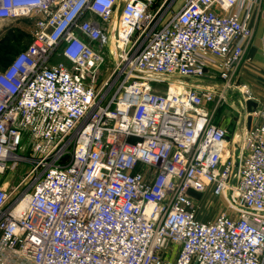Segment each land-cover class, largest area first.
Masks as SVG:
<instances>
[{"label": "built area", "instance_id": "obj_1", "mask_svg": "<svg viewBox=\"0 0 264 264\" xmlns=\"http://www.w3.org/2000/svg\"><path fill=\"white\" fill-rule=\"evenodd\" d=\"M257 2L0 0L34 19L0 72V178L31 181L0 182V264H264V103L245 91L236 145L190 83L230 87ZM197 193L230 207L201 219Z\"/></svg>", "mask_w": 264, "mask_h": 264}, {"label": "rangeland", "instance_id": "obj_2", "mask_svg": "<svg viewBox=\"0 0 264 264\" xmlns=\"http://www.w3.org/2000/svg\"><path fill=\"white\" fill-rule=\"evenodd\" d=\"M33 18H19L10 22L0 23V72L9 64L12 57L25 49L32 42ZM264 26V9L262 0H258L254 18V34L247 47L237 73L231 80V85L226 89L224 81L215 73H208L205 77L193 80L190 83L202 89H210L216 93V98L209 103L208 108L212 113V121L229 130V138L236 145L242 141L246 116L242 114L247 91L253 100H259L261 87L254 85L260 77L263 61L261 35ZM252 50H251V49ZM251 50V52L249 51ZM59 58H57L58 60ZM112 65V56L106 55V62L97 76L101 78L107 68ZM259 81V80H258ZM257 88V90H254ZM262 89V88H261ZM224 91V97H219ZM27 140L24 139V145ZM25 153L29 155L31 148L27 147ZM30 164H19L17 167L8 165L0 178L11 192L18 193L26 188L30 178H27ZM198 199V216L201 219H213L215 216L230 207L226 197H214L210 193L195 194Z\"/></svg>", "mask_w": 264, "mask_h": 264}, {"label": "crops", "instance_id": "obj_3", "mask_svg": "<svg viewBox=\"0 0 264 264\" xmlns=\"http://www.w3.org/2000/svg\"><path fill=\"white\" fill-rule=\"evenodd\" d=\"M262 3H263V9H264V0H262ZM261 44L263 45L262 47V55H263V61H262V66L260 69V77H259V81L258 80H255L256 82H254V85L256 86H260L261 88L259 90H257V88H254V90H257L260 92V97H259V102L260 103H264V26H263V29H262V35H261ZM251 49V48H250ZM252 50V49H251ZM251 50H249L251 52Z\"/></svg>", "mask_w": 264, "mask_h": 264}, {"label": "water", "instance_id": "obj_4", "mask_svg": "<svg viewBox=\"0 0 264 264\" xmlns=\"http://www.w3.org/2000/svg\"><path fill=\"white\" fill-rule=\"evenodd\" d=\"M247 106H248V108H247L248 111L251 112L253 108H255V107L258 106V103L256 101H254V100H248ZM251 122H252V116L249 115V117H248V127H250ZM235 153H236V155H238V153H239V147H237V150H236ZM236 167H237V165H236Z\"/></svg>", "mask_w": 264, "mask_h": 264}, {"label": "trees", "instance_id": "obj_5", "mask_svg": "<svg viewBox=\"0 0 264 264\" xmlns=\"http://www.w3.org/2000/svg\"><path fill=\"white\" fill-rule=\"evenodd\" d=\"M23 50H24V49H23ZM21 51H22V50H21ZM19 52H20V51H19ZM19 52H17L16 54H18ZM16 54H15V55H16ZM15 55H14V56H15ZM14 56L12 57V59L14 58ZM12 59L10 60V62L12 61ZM10 62H9V63H10Z\"/></svg>", "mask_w": 264, "mask_h": 264}]
</instances>
